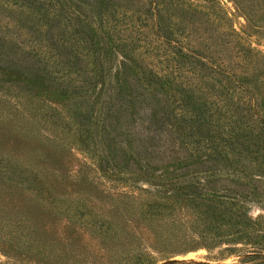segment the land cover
Segmentation results:
<instances>
[{
    "label": "trees",
    "instance_id": "trees-1",
    "mask_svg": "<svg viewBox=\"0 0 264 264\" xmlns=\"http://www.w3.org/2000/svg\"><path fill=\"white\" fill-rule=\"evenodd\" d=\"M231 1L264 26V0ZM229 13L222 0H0L8 264L241 246L264 264V50Z\"/></svg>",
    "mask_w": 264,
    "mask_h": 264
},
{
    "label": "rangeland",
    "instance_id": "rangeland-1",
    "mask_svg": "<svg viewBox=\"0 0 264 264\" xmlns=\"http://www.w3.org/2000/svg\"><path fill=\"white\" fill-rule=\"evenodd\" d=\"M224 5L230 11L232 22L234 27L244 35L245 39L255 49L264 50V26L250 27L245 25V16L239 8L235 6V3L231 0H222ZM246 11V10H245ZM247 13V12H246ZM250 15V10H249ZM78 151V150H77ZM79 155L86 158V161L92 163V159L86 155L85 152L78 151ZM95 172V171H94ZM259 211L257 206H252L250 212L255 215ZM247 248L241 246L240 249L234 252L223 251L220 253L219 248H214L211 251H207L205 248H198L186 253L176 254L171 257L161 258L155 261L153 264H175V262L181 261H199L205 264H248L250 262L243 261V257ZM10 258L4 254L0 249V264H8Z\"/></svg>",
    "mask_w": 264,
    "mask_h": 264
}]
</instances>
